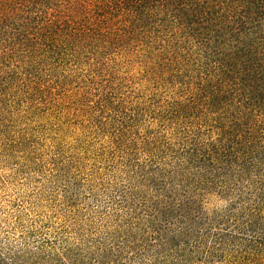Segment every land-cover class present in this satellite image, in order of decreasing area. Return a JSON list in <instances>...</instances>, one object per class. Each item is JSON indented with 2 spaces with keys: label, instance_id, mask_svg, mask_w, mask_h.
I'll return each instance as SVG.
<instances>
[{
  "label": "trees",
  "instance_id": "16d2710c",
  "mask_svg": "<svg viewBox=\"0 0 264 264\" xmlns=\"http://www.w3.org/2000/svg\"><path fill=\"white\" fill-rule=\"evenodd\" d=\"M129 66L143 87L126 86ZM75 75L94 133L114 126L124 183L93 191L110 189L108 164L87 188L59 174L63 221L23 225L0 264H185L212 196L227 202L216 241L238 237L264 264V0H0V116Z\"/></svg>",
  "mask_w": 264,
  "mask_h": 264
},
{
  "label": "rangeland",
  "instance_id": "374dc122",
  "mask_svg": "<svg viewBox=\"0 0 264 264\" xmlns=\"http://www.w3.org/2000/svg\"><path fill=\"white\" fill-rule=\"evenodd\" d=\"M138 71L137 66L120 69L126 86L143 87ZM128 77L134 78V84L126 80ZM46 80L57 82L59 79L51 75ZM81 85L82 81L76 75L66 77L61 80L60 88L41 90L42 93L27 97L25 104H21V99H24L21 95L20 101L14 105L15 109L6 116H0V245L4 247L8 243L19 245L23 235H29L23 225L35 229L48 219L57 224L63 221L61 181L73 186L76 181L85 184L92 177L98 179L96 175L105 172L107 164L109 171L114 169L109 164L111 157L108 153L109 148H114L111 139L114 126L109 129L108 136L94 133V124L88 122L86 110L79 103ZM103 120L108 122L109 118ZM54 160L59 163L67 160L66 171L57 170L53 166ZM118 170L115 168L106 178L105 183L110 189L95 186L93 191L99 195L124 183ZM61 173H66L65 180L57 178ZM85 185L87 188L88 183ZM95 201L93 204H97ZM87 203H82L81 208L86 209ZM206 205L197 232L191 239V243L193 239L197 240L194 245L196 252L182 251L191 255L190 262L185 264H255L254 256L247 252L242 239L225 236L218 243L213 236L221 229V233L227 234V202L212 196ZM99 206L101 210L106 207ZM71 235V241H79L81 237L75 232ZM28 241L34 247L39 244L37 238L31 235ZM152 254L143 255L146 262L143 264H176L179 259L174 252H170L155 261Z\"/></svg>",
  "mask_w": 264,
  "mask_h": 264
}]
</instances>
